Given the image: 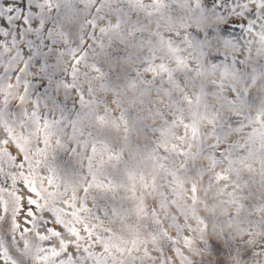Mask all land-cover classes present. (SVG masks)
<instances>
[{
	"label": "rangeland",
	"instance_id": "obj_1",
	"mask_svg": "<svg viewBox=\"0 0 264 264\" xmlns=\"http://www.w3.org/2000/svg\"><path fill=\"white\" fill-rule=\"evenodd\" d=\"M221 2L74 0L66 27L78 37V51L79 38L91 43L86 21L98 15L127 37L124 42L113 35L104 50L98 43L88 49V63L101 67L105 78L81 75L75 90L54 80L37 96L24 87L34 71H20L11 49L0 56V141L14 136L9 142L27 149L43 147L47 136L62 182L78 186L94 175L98 183L117 186L115 193L96 190L100 204L109 205L105 224L114 232L108 243L116 259L108 264H206L201 244L209 240L235 248L229 264H264V124L255 123L257 116L264 120V0H223L216 9ZM222 15L251 22L243 32L242 24L230 25L235 35L184 41L186 33L219 26ZM2 23L0 31H7ZM217 56L225 59L217 62ZM70 64L64 57L57 80L67 79ZM81 68L86 70L83 63ZM79 91L92 101L91 113L105 116L103 124L94 115H76ZM44 118L60 123L45 130ZM58 140L78 154L56 150ZM93 141L107 151L97 152L90 174ZM110 153L120 159L109 160ZM9 168L0 152V169ZM136 210H143L141 216ZM245 248L252 249L250 257Z\"/></svg>",
	"mask_w": 264,
	"mask_h": 264
},
{
	"label": "snow or ice",
	"instance_id": "obj_2",
	"mask_svg": "<svg viewBox=\"0 0 264 264\" xmlns=\"http://www.w3.org/2000/svg\"><path fill=\"white\" fill-rule=\"evenodd\" d=\"M73 2L74 0L0 2V21L3 22L2 27L7 29L0 31V56L11 49L10 59L22 62L20 71H34L33 79L24 81V87L26 91L29 88L35 89L37 96L41 90L49 89L54 80L66 90H75L81 75L96 73L103 80L105 73L101 67L96 63H88V49L98 43L100 49L104 50L105 39H110L113 35H119L122 41L127 42V37L119 31L118 24L108 23L104 26L105 16L98 15L86 21L92 30L89 33L91 43L79 38L78 51L73 46L78 37L66 27L67 23L72 22L67 12ZM124 2L132 4L134 0ZM213 4L215 0H210L209 7ZM103 7L104 3L96 7L95 12L101 13ZM223 7L222 0L216 9ZM235 7L239 6H234L233 10ZM250 22L249 19H234L222 15L219 26L202 33H186L184 41L190 43L191 40L235 35L237 31L230 25L242 24L240 32H243ZM13 24L16 25L15 28H12ZM18 40L20 43H17ZM66 56L71 57L70 71L65 68L67 79L60 81L57 80V69ZM224 59L222 56L216 57L217 62ZM82 63L86 69L83 72ZM149 71L156 70L151 68ZM33 80L39 81L38 87H34ZM88 94L92 95V89L88 90ZM77 95L80 110L76 115H94L103 124L104 115L91 113L89 105L92 101L86 100L82 91L77 92ZM121 118L123 119V115ZM31 119L36 122L39 130L40 117L35 111L32 112ZM59 123L58 120L44 118L42 127L46 130ZM255 123L264 124V120L257 116ZM13 139L14 136H9L0 141V152L6 153L10 161L8 170L0 169V264H108L109 260L115 261L116 257L108 243L114 232L105 224L109 205L100 204L96 190L105 194L115 193L117 186L111 181L98 183L94 175L90 180L85 177L78 186L64 183L53 167L55 157L49 159L51 145L47 136L44 137L43 147L36 143L27 149L10 143ZM246 147V143L239 145L241 151ZM56 150L66 151L70 156L78 154L75 147L68 148L59 140ZM99 151H107V146L102 141H93L91 154L87 158L90 174L93 158ZM108 159L118 161L120 156L110 153ZM142 212L143 210H136L135 214L139 217ZM152 214L156 215L155 209H152ZM197 219L198 223H204L202 219ZM166 238L169 244L173 243L170 236ZM184 244L191 246L192 240L185 237ZM201 247L208 250L209 259L206 264H229L230 255L235 251V248L230 250L224 242L211 240L202 242ZM245 252L249 257L252 255V249L245 248ZM176 254H180L179 249H176Z\"/></svg>",
	"mask_w": 264,
	"mask_h": 264
}]
</instances>
